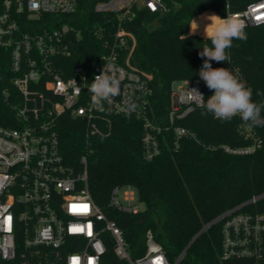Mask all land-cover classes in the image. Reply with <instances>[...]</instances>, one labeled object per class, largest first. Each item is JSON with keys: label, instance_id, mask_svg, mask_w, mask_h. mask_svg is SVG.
<instances>
[{"label": "built area", "instance_id": "2783aa9c", "mask_svg": "<svg viewBox=\"0 0 264 264\" xmlns=\"http://www.w3.org/2000/svg\"><path fill=\"white\" fill-rule=\"evenodd\" d=\"M78 4V0H0V92L14 114L11 122L0 124V264H102L108 250L105 232H110L116 256L128 264H172L152 229L145 234L144 254L130 252L122 228L108 218L91 192L88 154L79 159L82 169L71 166L61 148L58 125L66 114L76 119L89 146L94 136L111 134L112 115H137L143 122V156L151 161L162 153L163 142L168 144V133L176 146L182 138H197L178 121L203 108L207 94L197 80L176 81L165 119L152 114L153 74L134 62L136 38L127 26L140 8L167 11L163 0L97 2L95 11L116 13V22L113 32L108 22L94 23L91 31L103 38L108 29L114 44L104 42L98 70L92 74L71 63L81 37L74 20ZM226 9L225 17L238 16L246 26L264 23V18H256L264 17V0H254L242 10H232L228 1ZM103 67L121 80V95L100 112L92 106L87 87ZM235 72L245 81L238 69ZM191 88L203 94V102L189 92ZM128 99L140 106L137 112H127ZM239 129L252 143L223 148L237 154L254 152L261 144L254 129L243 120ZM261 196L212 221L222 222V259L264 264V212L243 211ZM110 203L131 214L144 211L131 184L113 188ZM187 248L174 264L180 263Z\"/></svg>", "mask_w": 264, "mask_h": 264}, {"label": "trees", "instance_id": "16d2710c", "mask_svg": "<svg viewBox=\"0 0 264 264\" xmlns=\"http://www.w3.org/2000/svg\"><path fill=\"white\" fill-rule=\"evenodd\" d=\"M99 1L102 0H78L74 16L81 37L74 45L71 63L83 65L90 74L98 70L105 51L104 42L114 44L113 37H108V29L103 38L91 31L94 23L103 22H108L109 31H114L117 14L96 12L94 6ZM163 1L167 11L140 8L127 26L136 38L134 62L153 74L152 114L160 120L165 119L171 107V92L176 81H199L207 99L212 92L199 77L203 65L199 53L204 45L210 46L199 21L209 15L225 17L228 1L232 10H242L254 0ZM193 20L198 24L195 33L190 27ZM191 26L195 27L193 23ZM245 32L247 40H234L228 50L230 61H211V64L213 68L225 67L233 72L238 69L246 85L253 89V101L261 102L264 95L257 93H264V23L246 26ZM202 113H205L204 107L178 121L197 138H182L176 146L173 135L168 133V144L163 142L162 153L151 161L143 156V122L137 115H112L111 134L94 136L89 146L84 139V128L76 119L66 114L59 122L66 161L80 170L79 159L88 154L91 192L108 218L122 228L134 256L144 254L145 234L152 229L172 264L189 244L179 264L242 262L221 258L222 222L212 224L194 238L218 216L255 196L262 195L247 204L243 211L264 212V127L253 128L261 143L254 152L231 153L225 151L223 145L240 147L252 143L239 129L242 119L233 117L223 121ZM13 115L0 92V124L11 122ZM128 184L136 189L144 205L140 214L119 211L110 203L113 188ZM103 236L108 250L102 264H128L114 253L110 232Z\"/></svg>", "mask_w": 264, "mask_h": 264}, {"label": "clouds", "instance_id": "9594fccd", "mask_svg": "<svg viewBox=\"0 0 264 264\" xmlns=\"http://www.w3.org/2000/svg\"><path fill=\"white\" fill-rule=\"evenodd\" d=\"M210 23L204 29L209 45H204L199 56L203 58V65L199 70V77L213 94L203 103L205 113L214 118L230 121L239 115L249 128L264 127V101H253V89L246 85L239 74L225 67L213 68L211 61L224 63L230 61L228 50L233 46L234 40H247L245 32L246 23L238 16L227 15L221 18L216 15L206 17ZM192 32L195 33L198 24L192 21ZM90 93L92 106L100 112H104L105 105H112L115 98L121 95V80L103 67L99 75L94 76L93 81L87 87ZM191 94L200 101L204 96L196 88L189 89ZM264 95V93H257ZM129 114L137 112L139 105L128 99L126 101Z\"/></svg>", "mask_w": 264, "mask_h": 264}, {"label": "rangeland", "instance_id": "374dc122", "mask_svg": "<svg viewBox=\"0 0 264 264\" xmlns=\"http://www.w3.org/2000/svg\"><path fill=\"white\" fill-rule=\"evenodd\" d=\"M215 12V11H214ZM217 13V12H216ZM218 14V13H217ZM219 15V14H218ZM192 23V22H191ZM191 23H190V25H191ZM210 23V21H208L206 18H204V19H202V20H200L199 21V26H200V28L201 29H205V27H206V25H208ZM197 34H199V33H197ZM203 36V35H202ZM120 200L121 201H123L122 200V195L120 194ZM128 249H129V247H128ZM130 250V249H129Z\"/></svg>", "mask_w": 264, "mask_h": 264}, {"label": "water", "instance_id": "95a60500", "mask_svg": "<svg viewBox=\"0 0 264 264\" xmlns=\"http://www.w3.org/2000/svg\"><path fill=\"white\" fill-rule=\"evenodd\" d=\"M145 218V216H143V219ZM214 222V221H213ZM213 222L209 223L207 226H205L196 236L194 239H196V237H198L203 231H205L208 227H210ZM194 239L192 241H194ZM192 243V242H191Z\"/></svg>", "mask_w": 264, "mask_h": 264}, {"label": "snow or ice", "instance_id": "6c2138e0", "mask_svg": "<svg viewBox=\"0 0 264 264\" xmlns=\"http://www.w3.org/2000/svg\"><path fill=\"white\" fill-rule=\"evenodd\" d=\"M257 19H261V18H264V17H260V16H258V17H256ZM73 207H77V206H73ZM80 207H84V208H86L87 206L86 205H83V206H80Z\"/></svg>", "mask_w": 264, "mask_h": 264}]
</instances>
